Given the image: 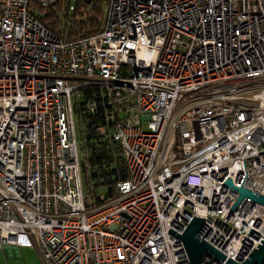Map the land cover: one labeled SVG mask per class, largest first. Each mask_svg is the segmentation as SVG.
<instances>
[{
  "label": "built area",
  "instance_id": "obj_1",
  "mask_svg": "<svg viewBox=\"0 0 264 264\" xmlns=\"http://www.w3.org/2000/svg\"><path fill=\"white\" fill-rule=\"evenodd\" d=\"M62 1L83 0H0V248L36 247L44 264H191L168 230L200 218V239L247 259L264 207L230 210L239 193L221 184L264 197V0H102V30L73 39L31 12ZM91 88L114 109L128 173L100 206L83 190L75 126Z\"/></svg>",
  "mask_w": 264,
  "mask_h": 264
},
{
  "label": "trees",
  "instance_id": "obj_2",
  "mask_svg": "<svg viewBox=\"0 0 264 264\" xmlns=\"http://www.w3.org/2000/svg\"><path fill=\"white\" fill-rule=\"evenodd\" d=\"M31 7L37 19L60 38L65 33L69 39L91 36L103 27L102 0L74 3V11L64 1L53 6L50 12L35 10V4ZM76 98L74 112L79 123L76 133L81 151L82 186L90 196L91 205L100 206L115 194L117 182L127 179V167L120 145L111 138L114 126L107 122V116L114 109L107 98L97 88L83 89ZM88 101L95 105L91 113L86 111ZM102 126L109 136L99 133L98 128Z\"/></svg>",
  "mask_w": 264,
  "mask_h": 264
},
{
  "label": "water",
  "instance_id": "obj_3",
  "mask_svg": "<svg viewBox=\"0 0 264 264\" xmlns=\"http://www.w3.org/2000/svg\"><path fill=\"white\" fill-rule=\"evenodd\" d=\"M243 164H244V161H243ZM244 168H245V165H244ZM245 173H246V170H245ZM221 185H224V186L230 188L231 190L239 193V197L237 198V200L235 201V203L233 204V206L231 207L230 210L233 211L237 207L238 203L244 198L251 200V202L253 204H258V205H261L264 207V197L263 196L256 194V193H253V192H251L245 188H242L241 187L242 184H241L240 188L234 186L231 177L228 176L227 179ZM205 225H206L205 220L200 219V218H193L191 220V222L187 225L186 229L184 230V232L181 235L177 234L172 229L168 230V232H170L171 234H173L174 236H176L177 238H179L181 240L183 247H184V250L187 254L188 260L191 264H203L204 259L206 257H209V258H212L213 260L219 261L222 264H264V240L263 241L261 240L260 241L261 244L260 245L258 244L257 248H254L252 252L250 251L251 253L249 254L247 259H245L244 261H242L240 263H235L234 260H231L230 258L225 256L224 254H222L220 251H218L217 249L212 247L210 244H208L207 242H205L204 240H202L198 237V235L200 234V232L202 231V229L204 228ZM208 230H209V228H208ZM252 231L253 230L249 229V234L245 235V239H247L249 237V235L251 234ZM242 247H244V246H242ZM245 249H247V248H245ZM237 255H238V253H237Z\"/></svg>",
  "mask_w": 264,
  "mask_h": 264
},
{
  "label": "rangeland",
  "instance_id": "obj_4",
  "mask_svg": "<svg viewBox=\"0 0 264 264\" xmlns=\"http://www.w3.org/2000/svg\"><path fill=\"white\" fill-rule=\"evenodd\" d=\"M70 4L72 5V2ZM103 4L106 6L105 1H103ZM74 10L75 9H73L72 11ZM75 126L77 129L79 126L78 120H75ZM84 192H86V190H84ZM20 253L21 255L18 258H12V257L7 258L3 254L2 250H0V264H44L40 255L38 254L36 247L21 249Z\"/></svg>",
  "mask_w": 264,
  "mask_h": 264
},
{
  "label": "bare ground",
  "instance_id": "obj_5",
  "mask_svg": "<svg viewBox=\"0 0 264 264\" xmlns=\"http://www.w3.org/2000/svg\"><path fill=\"white\" fill-rule=\"evenodd\" d=\"M242 2H246V6H248V7H250V6H252V0H241ZM197 1H192V3H193V5H197L198 3H196ZM181 3V6H183V4H185V3H183V2H180ZM187 4V3H186ZM213 7H215V8H218V9H220V6H221V4H222V0H217V1H213L212 3H210ZM231 5V4H230ZM234 7L237 11H238V6H237V4L235 3V4H233V5H231V7ZM196 12H198V10H196ZM215 13H217V11L215 12ZM212 16H214V15H212ZM198 18H200L201 19V17H200V15L199 16H197ZM217 17H210V18H208V20H207V22L208 23H210V24H212V25H216V23L214 22L215 21V19H216ZM189 19V21L190 22H195V16L194 15H192L190 18H188ZM195 34V36H197L198 37V34H196V33H194ZM170 36V35H169ZM203 39H207L206 38V36H204L203 35V37H201L200 38V41L201 40H203ZM195 44H196V42L194 41V42H192V46H195ZM189 57H193V59H195V57L196 56H189ZM182 58L180 57V58H175V56H173L172 57V60H171V64H179V62H180V60H181ZM185 89V86H182V88H181V90H184ZM241 92L243 93L244 91L243 90H241ZM176 99V98H175ZM215 214V213H214ZM264 218V217H263ZM262 218V219H263ZM263 221H264V219H263Z\"/></svg>",
  "mask_w": 264,
  "mask_h": 264
},
{
  "label": "crops",
  "instance_id": "obj_6",
  "mask_svg": "<svg viewBox=\"0 0 264 264\" xmlns=\"http://www.w3.org/2000/svg\"><path fill=\"white\" fill-rule=\"evenodd\" d=\"M21 249H28V248H24V247H20L17 248L15 246H3L0 248V250H2L3 254L7 257V258H18L20 257L21 253L20 250ZM38 251V250H37ZM39 254V252H38ZM40 255V254H39ZM41 257V256H40ZM42 259V258H41Z\"/></svg>",
  "mask_w": 264,
  "mask_h": 264
}]
</instances>
